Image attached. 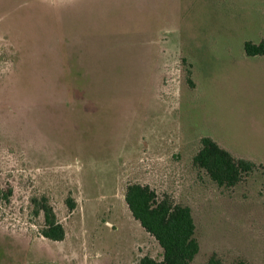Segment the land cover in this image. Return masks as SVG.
I'll use <instances>...</instances> for the list:
<instances>
[{
	"label": "rangeland",
	"instance_id": "374dc122",
	"mask_svg": "<svg viewBox=\"0 0 264 264\" xmlns=\"http://www.w3.org/2000/svg\"><path fill=\"white\" fill-rule=\"evenodd\" d=\"M263 39L264 0H0V264L162 261L133 183L192 209L191 264H264V57L245 52ZM203 138L255 170L217 186Z\"/></svg>",
	"mask_w": 264,
	"mask_h": 264
},
{
	"label": "trees",
	"instance_id": "16d2710c",
	"mask_svg": "<svg viewBox=\"0 0 264 264\" xmlns=\"http://www.w3.org/2000/svg\"><path fill=\"white\" fill-rule=\"evenodd\" d=\"M245 52L248 57H264V39L259 44L246 42ZM201 145L194 157V165L204 170L219 187L237 186L256 168L254 162L235 158L211 138H203ZM12 195L11 188L3 187L0 171V206L10 203ZM125 201L134 219L163 249L162 261L145 257L140 264H191L194 261L200 252V244L196 238V224L190 207L177 204L169 196L160 198L149 185L139 183L127 186ZM32 203L35 215H44L45 224L41 235L54 242L63 241L66 236L65 228L58 221L48 198H35ZM67 203L71 209L75 208L72 200ZM209 264L221 263L212 258Z\"/></svg>",
	"mask_w": 264,
	"mask_h": 264
}]
</instances>
